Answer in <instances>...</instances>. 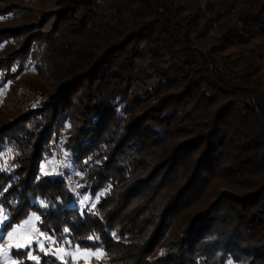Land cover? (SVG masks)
<instances>
[{
    "label": "trees",
    "instance_id": "obj_1",
    "mask_svg": "<svg viewBox=\"0 0 264 264\" xmlns=\"http://www.w3.org/2000/svg\"><path fill=\"white\" fill-rule=\"evenodd\" d=\"M53 1L0 0L3 229L36 212L92 264H264V0ZM61 127L95 209L38 173Z\"/></svg>",
    "mask_w": 264,
    "mask_h": 264
},
{
    "label": "rangeland",
    "instance_id": "obj_2",
    "mask_svg": "<svg viewBox=\"0 0 264 264\" xmlns=\"http://www.w3.org/2000/svg\"><path fill=\"white\" fill-rule=\"evenodd\" d=\"M215 5L219 2V0H213ZM54 1L48 0V4L44 7L45 9H54ZM46 29L48 28L45 27ZM146 63L140 62L139 65H144ZM32 71V69L27 70V72ZM153 83V80H147V82L141 81V84L139 82H136L137 86L139 87V90L137 91L140 93L143 97L147 96L146 89L149 88V86ZM9 82L6 83H0V102L2 101V98L6 94V91L8 89ZM145 90V91H144ZM26 97L22 96V100L27 103L28 99L30 98V92L27 89H24L22 91ZM147 93V94H146ZM66 133L64 131V127H61L57 137L54 139L52 137L51 141L54 146L51 155L45 156L39 163L38 167V173L40 176H44L42 174L43 171H46L48 173H52L51 176H60L67 181V187L72 192V194L75 197V204L79 209H95L92 205L97 202V197L101 196V193H105V189L99 190L94 196L89 194L88 192L82 191L81 188H83V182L81 181V173L77 169L75 163L72 161L70 153L65 149L64 142L66 139ZM8 160L9 156L6 155L3 151H0V167H4L6 164V168L8 167ZM85 197H88V201L86 203H81V201L84 200ZM0 209L1 206H0ZM4 211V210H3ZM6 213V211H4ZM38 217L36 212H31L25 219H23L21 222L14 224L12 227L8 229L0 228V248H6L8 246V239H7V232L12 231L13 228L18 227L25 221L29 220V218ZM38 221H34L33 225L31 226V230L28 231V235H30L31 243L25 247L24 249L19 250H26L28 253L30 252L33 256L36 257L35 260L29 259L28 253L26 254V260L35 261L36 263L39 262L40 257L39 254H46L53 256L57 258L59 261H61L64 264H92L91 259L97 258L96 256H83V255H77L75 259L72 258V256L65 255V253H76L77 248L80 250L81 253H93V252H101L103 251L101 249L96 250H89V249H83L78 246H75L68 242H61L58 243L55 240V237H52L46 233H43L38 228ZM41 233L43 235H41ZM25 232L17 233L16 239L13 240V243L17 242V240H20V242H23V236L25 235ZM62 250V251H61ZM17 251L16 249H10L9 255L5 259L4 257H0V264H22L23 260L18 259L16 255H14V252ZM103 255H100L102 257ZM225 264H237L234 263L232 260H228L225 262Z\"/></svg>",
    "mask_w": 264,
    "mask_h": 264
},
{
    "label": "snow or ice",
    "instance_id": "obj_3",
    "mask_svg": "<svg viewBox=\"0 0 264 264\" xmlns=\"http://www.w3.org/2000/svg\"><path fill=\"white\" fill-rule=\"evenodd\" d=\"M6 170V164L4 167H0V171ZM42 174L43 175H51L52 173H48L46 171H43L42 169ZM100 195H103V193H101ZM99 197H97L98 199ZM88 201V197H85L83 201H81V203H86ZM44 207H47V205H43ZM92 207H95V204L92 205ZM8 216L6 213H4L3 209H0V228L5 227L8 225ZM39 217H34V218H29V220L25 221L24 223H22L21 225H19L16 228H13L12 231H8L7 232V239L9 241L8 246L6 248H0V257H4L5 259L8 257L9 255V250L10 249H24L25 247H27L32 241L30 239V235H28V231L31 230V226L33 225L34 221H38ZM65 231H68L67 229H65ZM20 232H25L26 234L23 236V242H20V240H17V242L13 243V240L16 239L17 233ZM41 235H43L41 233ZM89 239H92V237H89ZM62 251V250H61ZM65 255H69L72 256L73 259L76 258L77 255H83V256H96L97 258H99L100 255H103V253L97 251V252H93V253H81L80 250L77 248L76 253H65ZM28 257L29 259L35 260L36 257L33 256L30 252L28 253Z\"/></svg>",
    "mask_w": 264,
    "mask_h": 264
}]
</instances>
